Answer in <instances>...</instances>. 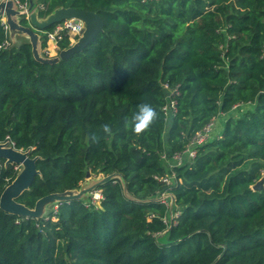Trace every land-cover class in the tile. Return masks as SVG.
Returning <instances> with one entry per match:
<instances>
[{
    "label": "trees",
    "instance_id": "1",
    "mask_svg": "<svg viewBox=\"0 0 264 264\" xmlns=\"http://www.w3.org/2000/svg\"><path fill=\"white\" fill-rule=\"evenodd\" d=\"M33 2L40 19L74 8L104 29L46 63L30 42L5 46L0 23V144L39 172L16 201L34 209L89 181L102 200L61 201L38 219L0 207V264H264V189L253 190L264 177V0ZM70 46L65 37L59 52ZM145 103L157 118L137 136L130 121ZM222 117L221 133L174 164ZM17 166L0 159V197Z\"/></svg>",
    "mask_w": 264,
    "mask_h": 264
},
{
    "label": "water",
    "instance_id": "2",
    "mask_svg": "<svg viewBox=\"0 0 264 264\" xmlns=\"http://www.w3.org/2000/svg\"><path fill=\"white\" fill-rule=\"evenodd\" d=\"M29 9L30 17L27 20L29 22V27L21 25V20L18 22L12 18L11 14H19L22 19L25 18L23 14L19 12H13L8 8L7 2L0 4V16L4 13L8 18L9 33L12 31H21L27 34L31 38V44L34 49L35 56L46 63H56L59 59H67L72 55L81 52L89 43H91L104 29V22L102 18L96 13L90 11H83L74 8H59L55 10L49 17L45 19H40L38 17L37 10L35 9L33 0H29ZM66 20H79L84 24V30L82 32L81 38L71 46L69 49L62 50L58 57L46 59L42 56V51L38 48V33H44L46 29L56 24L62 23ZM38 32V33H37ZM0 159L6 160L7 164H16L20 167H23V171L19 173L16 180L10 184L3 194L0 197V207L11 214H16L25 218L38 219L41 217L39 215V209L43 203L48 200L53 201V203H58L61 201H70L72 199H78L81 196H85L88 192L94 190V186L89 187L91 184L90 181L87 183L88 186L83 188L80 191L75 192L69 196H48L40 200L34 209H29L21 204H19L16 199L26 190H28L36 177L39 174L36 167V159L31 158L29 153L19 151L13 147H8L6 144H0ZM88 178L90 174L88 173ZM86 184V185H87ZM264 189V177L253 186L254 191H262ZM9 198V201L12 205L15 206L14 209L7 208L5 204L6 199ZM43 217V216H42Z\"/></svg>",
    "mask_w": 264,
    "mask_h": 264
},
{
    "label": "built area",
    "instance_id": "3",
    "mask_svg": "<svg viewBox=\"0 0 264 264\" xmlns=\"http://www.w3.org/2000/svg\"><path fill=\"white\" fill-rule=\"evenodd\" d=\"M8 1L9 0H0V4ZM12 1H14L17 4L20 13L23 14V16L28 20L30 17V13L28 12L30 5L29 2L26 4H22L19 2V0H12ZM151 1H160V0H142V2L144 3ZM0 23L5 27V30L7 31V34L9 36V25L7 23V17L5 13L2 15ZM83 30H84V24L79 20H66L62 23L54 25V28L51 31L44 32V34H46L47 37V47L45 49H42V56L46 59L58 57L60 54L59 52L60 41H62L65 37H69L71 40V46H73L81 38ZM8 45H10V39L5 44V46ZM174 106H175V102H171L170 108H174ZM165 111L166 113H168L169 106L165 107ZM214 126L215 123L206 126L201 132H199L195 136L192 143L183 154L175 156L173 160L176 162V165H182L184 162H182L181 160L185 156L186 157L189 156L190 161L197 156L198 149L211 139V135H213L214 132ZM172 167L173 165L171 166V168ZM17 169H20V166H17ZM174 177L175 174L174 172H172L171 174L162 177L161 181L167 185H170ZM90 195H91V203L93 205L99 206L100 201L102 200L101 191L93 190Z\"/></svg>",
    "mask_w": 264,
    "mask_h": 264
},
{
    "label": "clouds",
    "instance_id": "4",
    "mask_svg": "<svg viewBox=\"0 0 264 264\" xmlns=\"http://www.w3.org/2000/svg\"><path fill=\"white\" fill-rule=\"evenodd\" d=\"M138 111L135 112L131 118V130L132 132L139 136L150 127L153 121L157 118V113L149 104H140L137 106ZM126 126H128L126 124ZM103 131L105 133L111 132V127L108 124L102 125ZM91 141L94 143L99 142V137L96 135H91Z\"/></svg>",
    "mask_w": 264,
    "mask_h": 264
},
{
    "label": "rangeland",
    "instance_id": "5",
    "mask_svg": "<svg viewBox=\"0 0 264 264\" xmlns=\"http://www.w3.org/2000/svg\"><path fill=\"white\" fill-rule=\"evenodd\" d=\"M12 32H14L15 33V31H12ZM11 37H12V34L10 33V36H9V38H10V40H11ZM225 127V118L224 117H222L220 120H218V123L217 124H215V126H214V132L213 133H215V134H218V133H221L222 132V130H223V128ZM213 136L214 135H211V138H213ZM185 160H189V156H185L184 158H182V162H185ZM166 161V160H165ZM178 162V161H177ZM165 163H167L169 166L171 165H173V163L171 162V161H166ZM174 164H176V163H174ZM184 164V163H183ZM23 171V167H20V171H19V173H21ZM88 186V184L87 185H85V187H87ZM91 193L90 192H88L86 195H85V200L87 201V202H89V201H91V195H90ZM5 204L6 205H8V206H6L7 208H9V209H14L15 208V206H10V205H12L11 204V202L9 201V198H7L6 199V201H5ZM54 204L55 203H53V201H51V200H48V201H46L45 203H43L42 205H41V207H40V211H39V215L40 216H38V217H48V216H50L51 214H52V211H53V209H52V207H55V209H56V207H57V205L56 206H54ZM100 206V205H99ZM54 212H56V210H54ZM53 212V213H54Z\"/></svg>",
    "mask_w": 264,
    "mask_h": 264
},
{
    "label": "crops",
    "instance_id": "6",
    "mask_svg": "<svg viewBox=\"0 0 264 264\" xmlns=\"http://www.w3.org/2000/svg\"><path fill=\"white\" fill-rule=\"evenodd\" d=\"M7 6L13 12H19L20 13L19 7L17 6V4L14 1L9 0L7 2ZM11 15H12V18H14L18 22L20 20H22V17L19 14L18 15L17 14L15 15V13H14V14H11ZM1 18H2V16H0V20H1ZM7 21H8V18H7ZM11 34H12V37H11V40L10 41L13 44L18 45V44H21L23 42H31L32 41L31 38L27 34H25L24 32L15 31V33L14 32H11ZM38 34H39V37H38V48H39L40 51H42V46H41V36H42L41 34L42 33H38ZM9 36H10V33H9ZM188 162H190V160H185L184 163H188ZM174 163H176V162L174 161ZM54 206H56V203L54 204ZM52 209H53V211H52V213H53L54 210H56V209H55V207H52Z\"/></svg>",
    "mask_w": 264,
    "mask_h": 264
}]
</instances>
